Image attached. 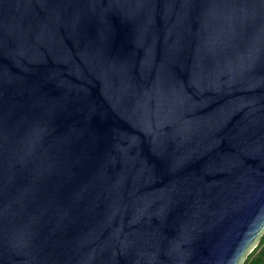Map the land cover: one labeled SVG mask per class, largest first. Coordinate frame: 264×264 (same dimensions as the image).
<instances>
[{
    "label": "water",
    "instance_id": "95a60500",
    "mask_svg": "<svg viewBox=\"0 0 264 264\" xmlns=\"http://www.w3.org/2000/svg\"><path fill=\"white\" fill-rule=\"evenodd\" d=\"M264 234V0H0V264H240Z\"/></svg>",
    "mask_w": 264,
    "mask_h": 264
},
{
    "label": "trees",
    "instance_id": "16d2710c",
    "mask_svg": "<svg viewBox=\"0 0 264 264\" xmlns=\"http://www.w3.org/2000/svg\"><path fill=\"white\" fill-rule=\"evenodd\" d=\"M243 264H264V234Z\"/></svg>",
    "mask_w": 264,
    "mask_h": 264
},
{
    "label": "clouds",
    "instance_id": "9594fccd",
    "mask_svg": "<svg viewBox=\"0 0 264 264\" xmlns=\"http://www.w3.org/2000/svg\"><path fill=\"white\" fill-rule=\"evenodd\" d=\"M240 264H243V260L240 261Z\"/></svg>",
    "mask_w": 264,
    "mask_h": 264
}]
</instances>
